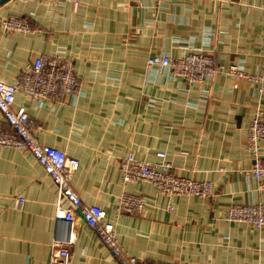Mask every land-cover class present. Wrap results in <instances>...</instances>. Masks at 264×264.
Segmentation results:
<instances>
[{"label": "crops", "instance_id": "obj_1", "mask_svg": "<svg viewBox=\"0 0 264 264\" xmlns=\"http://www.w3.org/2000/svg\"><path fill=\"white\" fill-rule=\"evenodd\" d=\"M77 1L0 4V18L17 16L33 28H0V80L13 82L41 53L71 56L80 80L78 95L60 103L36 105L15 93L14 107H27L40 126L38 141L78 159L74 189L116 222L129 254L148 263L264 264V227L223 218L230 204L264 203V176L251 174L246 139L251 119H264V92L225 72L232 64L262 72L264 0ZM197 49L218 56L217 72L201 84L146 64L150 55ZM257 146L264 160V139ZM130 152L168 162L178 176L210 180L212 195H163L145 181L124 183L119 162ZM123 193L144 197L141 213L116 212ZM57 201L54 182L30 152L0 146V264H49L53 240L70 231L56 219ZM71 229L69 264H120L80 214Z\"/></svg>", "mask_w": 264, "mask_h": 264}, {"label": "built area", "instance_id": "obj_2", "mask_svg": "<svg viewBox=\"0 0 264 264\" xmlns=\"http://www.w3.org/2000/svg\"><path fill=\"white\" fill-rule=\"evenodd\" d=\"M39 1L57 6L63 0ZM73 4L76 7L78 1L73 0ZM0 28L4 31H33L28 21L17 16L0 18ZM146 64L158 70L167 68L175 77L187 83L201 84L217 72L218 56L214 50L197 49L177 58L165 54L150 55L146 58ZM225 72L235 77L247 78L257 84L259 92H264V68L260 74H249L240 65L232 64ZM79 90L80 81L74 70L73 58L67 54L41 53L19 72L13 82L0 80V112L3 116V123L0 124V146L28 151L35 157L57 188L56 219H66L70 225V231L65 238L56 237L53 240L49 264H69L71 254L68 245L74 241L71 227L79 214L120 264H168L160 261L148 263L129 254L122 247L118 241L116 222L107 219L105 210L100 206L84 203L74 189L72 176L79 166L78 159L67 155L60 148L41 144L35 133L40 126L31 118L27 107H14L17 91L23 92L34 104L41 105L46 100L64 102L68 96L76 97ZM246 136L247 149L253 153L255 159L251 174L255 178L263 177L264 161L258 157L257 141L264 139V119L259 114L246 127ZM158 155L164 156V153L160 152ZM119 171L124 183L145 181L154 185L158 193L163 195L208 197L212 193L211 181H197L175 175L170 171L169 163L140 159L132 152L120 160ZM63 199L68 202L67 206L61 205L60 201ZM23 201L22 197H17L14 204L20 207ZM144 204L143 196L123 193L118 198L115 210L117 213L125 211L139 214ZM223 218L260 229L264 227V204L231 205L225 210Z\"/></svg>", "mask_w": 264, "mask_h": 264}, {"label": "rangeland", "instance_id": "obj_3", "mask_svg": "<svg viewBox=\"0 0 264 264\" xmlns=\"http://www.w3.org/2000/svg\"><path fill=\"white\" fill-rule=\"evenodd\" d=\"M10 17V16H9ZM11 32H18V31H11ZM80 81V80H79ZM264 161V160H263ZM156 163H158V162H156ZM161 163H163V162H161ZM166 163H168V162H166ZM171 168V167H170ZM170 171H171V169H170ZM172 172V171H171ZM173 173V172H172ZM175 175H177V174H175ZM188 178H191V177H188ZM191 179H194V178H191ZM194 180H196V179H194ZM203 180H208V179H202V180H197V181H203ZM210 181V180H209ZM212 183V182H211ZM261 186V185H260ZM156 191H157V189H156ZM158 192V191H157ZM212 193H213V189H212ZM212 193H211V195H212ZM210 195V196H211ZM186 196H188V195H186ZM189 196H191V195H189ZM210 196H208V197H210ZM196 197H199V196H196ZM200 198H207V197H200ZM252 204H255V203H252ZM262 204H264V203H262ZM231 205H234V204H230V205H228L227 207H226V209L229 207V206H231ZM238 205H246V204H238ZM225 209V210H226ZM225 210H224V212H225ZM224 214V213H223ZM232 222V221H231ZM239 223H241V222H239ZM249 226H251V227H253L252 225H250V224H248ZM254 228V227H253ZM257 229V228H256Z\"/></svg>", "mask_w": 264, "mask_h": 264}, {"label": "water", "instance_id": "obj_4", "mask_svg": "<svg viewBox=\"0 0 264 264\" xmlns=\"http://www.w3.org/2000/svg\"><path fill=\"white\" fill-rule=\"evenodd\" d=\"M5 1H6V0H0V4L3 3V2H5Z\"/></svg>", "mask_w": 264, "mask_h": 264}]
</instances>
